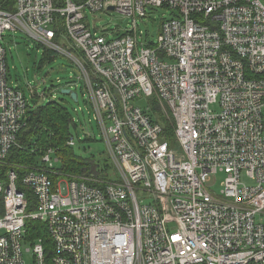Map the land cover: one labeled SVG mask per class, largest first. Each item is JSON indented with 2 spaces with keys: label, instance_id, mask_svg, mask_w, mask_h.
<instances>
[{
  "label": "built area",
  "instance_id": "obj_1",
  "mask_svg": "<svg viewBox=\"0 0 264 264\" xmlns=\"http://www.w3.org/2000/svg\"><path fill=\"white\" fill-rule=\"evenodd\" d=\"M1 6L0 264H26L25 256L31 264H264V0ZM109 7L134 18L115 39L85 16ZM156 8L172 16L148 41L135 22ZM57 17L81 59L54 42ZM15 31L77 65L114 179L56 170L53 148L22 176L8 164L32 98L45 99L9 82L3 39ZM159 116L171 122L173 144ZM217 173L218 192L207 186ZM23 188L34 198L30 212ZM29 219L45 224L48 255L40 240L25 241Z\"/></svg>",
  "mask_w": 264,
  "mask_h": 264
},
{
  "label": "rangeland",
  "instance_id": "obj_2",
  "mask_svg": "<svg viewBox=\"0 0 264 264\" xmlns=\"http://www.w3.org/2000/svg\"><path fill=\"white\" fill-rule=\"evenodd\" d=\"M85 16L89 25L106 28L110 39L122 36L134 23V18L124 17L114 11L97 13L86 11ZM171 16L172 13L167 8L151 9L147 11L145 19H136L137 30L145 34L148 41H154L160 20ZM139 39L142 40L143 37L139 35ZM3 43L6 49L9 82L23 89L26 86L27 92V85L34 87L37 93H44L43 102L63 99L69 111L78 120V133L73 139L75 153L82 157L105 153L106 146L94 120V113L88 105V94L82 89V78L77 65L67 55L58 52L52 63L39 69L37 63L42 49L36 46L34 39L20 31L5 33ZM61 46L63 47L62 44ZM73 83L77 85V88H74ZM63 89L75 90L77 102L68 95L62 94ZM143 103L144 99L132 102L133 105L139 106H144ZM85 138H91L93 141H84ZM223 178L222 173L212 175L207 186L218 192ZM261 217L264 221V216ZM24 261L26 264H31L29 256H25Z\"/></svg>",
  "mask_w": 264,
  "mask_h": 264
},
{
  "label": "trees",
  "instance_id": "obj_3",
  "mask_svg": "<svg viewBox=\"0 0 264 264\" xmlns=\"http://www.w3.org/2000/svg\"><path fill=\"white\" fill-rule=\"evenodd\" d=\"M14 2L15 0H0V5H2L3 10L13 11ZM54 26L56 30L54 42L61 43L68 52L81 59L82 55L61 39L63 30L60 18L57 17V23ZM36 46L42 49L41 57L37 63L38 68L41 69L43 66L52 63L57 53L40 44L36 43ZM73 84L74 88H77V85ZM20 89L25 92V89ZM82 89L85 91L83 81ZM72 91L76 93L75 90ZM153 105L154 111H157V106ZM159 119L164 127L166 138L173 144L171 122L165 120L163 116H159ZM77 133L78 120L69 111L63 99L40 102V98L34 96L28 112L27 125L17 135V144L9 151L6 161L9 165L16 166L17 173L22 176L26 167H38L39 157L46 148H53L55 156L59 158V165L56 166V170L72 176L93 175L104 180L114 179L113 167L107 151L99 155L82 157L75 153L73 146L68 145V141L74 139ZM84 141L91 142L93 139L85 138ZM23 190L26 192L29 202L28 212H30L34 208V198L29 189L23 188ZM24 239L30 245L40 240L47 255L53 248L45 224L39 221L30 219L26 221Z\"/></svg>",
  "mask_w": 264,
  "mask_h": 264
},
{
  "label": "water",
  "instance_id": "obj_4",
  "mask_svg": "<svg viewBox=\"0 0 264 264\" xmlns=\"http://www.w3.org/2000/svg\"><path fill=\"white\" fill-rule=\"evenodd\" d=\"M113 8L109 7L108 8V11H112ZM62 94H65V95H68L74 102H77L78 100V97H77V93H75L74 91L72 90H69V89H63L61 90Z\"/></svg>",
  "mask_w": 264,
  "mask_h": 264
}]
</instances>
